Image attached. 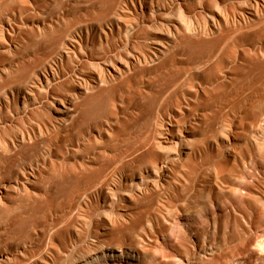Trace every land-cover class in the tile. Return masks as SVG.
<instances>
[{
	"label": "bare ground",
	"instance_id": "obj_1",
	"mask_svg": "<svg viewBox=\"0 0 264 264\" xmlns=\"http://www.w3.org/2000/svg\"><path fill=\"white\" fill-rule=\"evenodd\" d=\"M263 115L264 0H0V264L264 260Z\"/></svg>",
	"mask_w": 264,
	"mask_h": 264
},
{
	"label": "rangeland",
	"instance_id": "obj_2",
	"mask_svg": "<svg viewBox=\"0 0 264 264\" xmlns=\"http://www.w3.org/2000/svg\"><path fill=\"white\" fill-rule=\"evenodd\" d=\"M262 119H264V115H263V118ZM75 213V212H74ZM206 224V223H205ZM207 225V224H206ZM175 229H176V231H175ZM174 230H172V232L173 231H175L174 233L176 234V237L177 238H181V237H183L185 234L184 233H186V232H184L183 230H181V229H179V227H178V229H177V227L175 228ZM183 231V232H182ZM172 232L170 233V234H172ZM170 234L168 235L169 237H170ZM187 234V233H186ZM186 236H188V235H186ZM184 237L185 239H183L182 238V240H185L186 241V243L189 241L188 240V238L187 237ZM188 240V241H187ZM170 245V246H169ZM173 246H175V247H173ZM169 247V250L167 249ZM176 244H175V241L174 240H170L169 239V242L166 244V245H164L163 246V248L162 247H158L157 249H156V251H159V250H161V248H162V250H164L163 252H165V254L166 253H169V254H166L167 256L169 255L170 256V254H171V257H174V259L176 258V257H178V251L176 252ZM172 248H174V251H173V249ZM156 251H154L153 253H154V257H156L158 260L155 262V264H159L160 262H161V257H159L160 255L163 257V255L165 256V254L162 252V251H159L158 253L156 252ZM252 251H249L248 253H246V255H243V260H242V263L243 264H264V260H263V258H262V256H263V253H262V251H253L252 253H251ZM162 253V254H161ZM157 254V255H156ZM160 254V255H159ZM235 254L236 255H239V252L238 251H236L235 252ZM261 254V255H260ZM175 255V256H174ZM174 259L173 260H171L170 262H169V264H176L175 262L176 261H174ZM208 261V262H207ZM224 262V261H223ZM210 264V262H209V259L207 258H205V259H202V261L200 262V264Z\"/></svg>",
	"mask_w": 264,
	"mask_h": 264
}]
</instances>
